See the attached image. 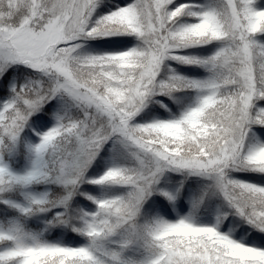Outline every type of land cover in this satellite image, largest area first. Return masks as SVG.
Wrapping results in <instances>:
<instances>
[{
  "label": "snow or ice",
  "instance_id": "6c2138e0",
  "mask_svg": "<svg viewBox=\"0 0 264 264\" xmlns=\"http://www.w3.org/2000/svg\"><path fill=\"white\" fill-rule=\"evenodd\" d=\"M261 137L264 0H0V264H264Z\"/></svg>",
  "mask_w": 264,
  "mask_h": 264
},
{
  "label": "trees",
  "instance_id": "16d2710c",
  "mask_svg": "<svg viewBox=\"0 0 264 264\" xmlns=\"http://www.w3.org/2000/svg\"><path fill=\"white\" fill-rule=\"evenodd\" d=\"M107 2L110 3L111 7L114 9L116 6H120V4H125L126 2H129V0H107ZM114 2V3H113ZM176 4H199L201 6H208V0H176ZM99 46H104L108 49H112V45L108 44L107 42L104 41H97ZM131 46V45H130ZM122 50V49H121ZM198 72H200L199 69H197ZM163 110V109H161ZM152 118H159L158 116L152 117ZM261 139H264V137H261ZM25 144H27V139L25 138ZM106 151L107 155L104 157V160L101 161V167L98 172L95 173V175H100L103 173V171L110 165L112 162V145L106 146ZM18 165H24L25 160L23 157H21L17 161ZM173 176L172 181L169 183V185H166L167 183L163 182L165 184V190L171 191L173 193H176L179 191L180 193V198L177 201L178 203H182L183 205H186L189 208V212L192 210V204L193 202L199 200V197L202 194L203 191V183L202 182H195V178H190V179H181L180 177L174 178ZM240 178V177H238ZM183 182L181 186H179L180 182ZM250 182L253 183H264V177H259V178H254ZM90 187V186H87ZM98 194L97 192H94L93 195ZM205 204L207 207L204 205H201L199 208V212L205 213L208 210L212 212V214L216 217L220 216L222 213L225 212L226 207L222 206L223 202L219 198H212L211 203L209 201H205ZM172 209V207L169 208V211ZM188 212V213H189ZM230 218V219H229ZM229 221H232L228 229H225V231L230 232L231 235H235L237 233H242L244 238H251L253 235H260L259 233H253V231L246 225L243 221L239 220L238 217H235L233 215H228ZM223 221V223H225ZM243 229H248V231L242 232Z\"/></svg>",
  "mask_w": 264,
  "mask_h": 264
},
{
  "label": "rangeland",
  "instance_id": "374dc122",
  "mask_svg": "<svg viewBox=\"0 0 264 264\" xmlns=\"http://www.w3.org/2000/svg\"><path fill=\"white\" fill-rule=\"evenodd\" d=\"M114 3V2H113ZM118 4L120 5V6H123L124 4H120V2H118ZM98 44V42L97 41H88L87 43H86V45H85V49L87 50V51H94V52H100V51H105V50H111V49H108V48H106V47H104V46H99V45H97ZM130 46V45H129ZM193 51H196V50H193ZM173 67L176 69V71L177 72H179V73H181V74H183V75H193V74H197V73H199L198 72V70L197 69H186V68H184V67H182V66H180V65H173ZM160 111H163V110H160ZM145 122H148V121H145ZM26 139H27V144H31V143H34L35 141L32 139V137L31 136H29V137H26ZM173 177V175H169L167 178H166V180L164 181L165 183H167L166 185H169V183L172 181V178ZM177 177H180V176H175L174 178H177ZM181 179H185L184 177H180ZM182 181L180 182V184H179V186H181L182 185ZM165 185V184H164ZM200 198V197H199ZM180 207H178V206H175V209H173L172 208V212H173V215H176V214H181V215H183V213L184 212H181V208L179 209ZM201 213V212H200ZM204 215L202 216V218L203 219H208V220H211L213 223H215L216 222V216H214L213 214H212V212H210L209 210H208V212L206 211L205 213H203ZM230 219V218H229ZM229 219H227L226 220V224L229 222ZM229 226H230V224H229ZM237 236H239V238L243 241V242H247L248 241V239L246 238V239H244V236H243V234L242 233H237V234H235V235H233V238H237ZM253 246H258L259 247V245H257V243H253L252 244Z\"/></svg>",
  "mask_w": 264,
  "mask_h": 264
}]
</instances>
